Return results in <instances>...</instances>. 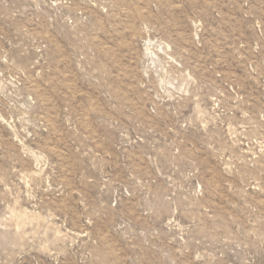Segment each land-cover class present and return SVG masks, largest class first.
<instances>
[{
	"label": "rangeland",
	"instance_id": "374dc122",
	"mask_svg": "<svg viewBox=\"0 0 264 264\" xmlns=\"http://www.w3.org/2000/svg\"><path fill=\"white\" fill-rule=\"evenodd\" d=\"M0 264H264V0H0Z\"/></svg>",
	"mask_w": 264,
	"mask_h": 264
}]
</instances>
